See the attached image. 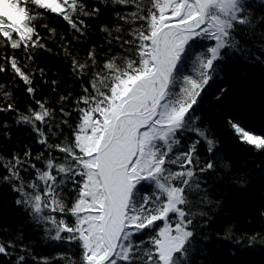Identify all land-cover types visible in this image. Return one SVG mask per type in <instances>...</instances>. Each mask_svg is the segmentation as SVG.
<instances>
[{
	"label": "trees",
	"instance_id": "1",
	"mask_svg": "<svg viewBox=\"0 0 264 264\" xmlns=\"http://www.w3.org/2000/svg\"><path fill=\"white\" fill-rule=\"evenodd\" d=\"M162 1L1 0L0 264H89L79 128L144 70ZM234 13L219 49L205 25L176 54L161 101L183 115L152 139L104 264H161L165 225L185 233L167 264H264V0Z\"/></svg>",
	"mask_w": 264,
	"mask_h": 264
},
{
	"label": "rangeland",
	"instance_id": "2",
	"mask_svg": "<svg viewBox=\"0 0 264 264\" xmlns=\"http://www.w3.org/2000/svg\"><path fill=\"white\" fill-rule=\"evenodd\" d=\"M198 1L202 4L201 10L193 0L162 1L158 26L153 33L152 54L146 60L144 70L136 77L118 81L107 108L88 113L82 120L78 143L85 154L88 179L76 212L79 218L77 230L88 253L89 264H97L105 257L110 244L116 252L117 244L120 245L118 239L129 222L125 214L129 188L137 172L147 170L151 164L150 143L154 138H166L183 115L182 109L158 100L164 80L157 71L156 57L161 73L167 79L176 54L195 29L177 30L168 26L157 38L158 31L167 23L186 28L208 25V31L219 38L216 48L223 45L222 38L228 23L233 20L237 0ZM125 112L133 114L118 118ZM246 136L253 141L260 140ZM107 142L98 152V148ZM167 197L165 213L174 211L180 201L179 192L173 187L167 189ZM184 234L183 228L178 226L163 227L157 244L161 264L168 263Z\"/></svg>",
	"mask_w": 264,
	"mask_h": 264
},
{
	"label": "water",
	"instance_id": "3",
	"mask_svg": "<svg viewBox=\"0 0 264 264\" xmlns=\"http://www.w3.org/2000/svg\"><path fill=\"white\" fill-rule=\"evenodd\" d=\"M196 3H197V5H198V7H199V10H201V4H199V2L197 1V0H194ZM168 26H173V27H175L176 25L174 24V23H167L166 25H164L159 31H158V33H157V38H158V35L160 34V32L164 29V28H166V27H168ZM177 27V26H176ZM196 28V27H195ZM191 29H193V28H187V30H191ZM158 40V39H157ZM156 40V41H157ZM156 51H157V49H156ZM156 60H157V71H158V73L161 75V70H160V66H159V63H158V57H156ZM163 80H164V88H163V90H162V92H164V90L166 89V86H167V81L163 78ZM162 92L160 93V95H159V97H158V100L160 99V97L162 96ZM155 107H156V105L153 107V109H155ZM127 114H133V113H129V112H125V113H122L121 115H119V117L118 118H120V117H122V116H124V115H127ZM140 114H142V113H140ZM117 120V119H116ZM108 142H110V139H109V141ZM108 142L104 145V146H102V147H100L99 149H98V152L100 151V150H102L107 144H108ZM97 160L99 161V156H97ZM113 252H114V247L111 245V251H110V253L107 255V256H105L104 258H102L100 261H99V263L98 264H103L104 262H106V261H108V260H110L111 258H112V256H113Z\"/></svg>",
	"mask_w": 264,
	"mask_h": 264
}]
</instances>
